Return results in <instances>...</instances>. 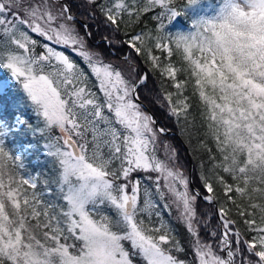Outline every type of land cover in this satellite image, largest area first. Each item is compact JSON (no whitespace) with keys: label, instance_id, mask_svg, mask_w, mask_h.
<instances>
[{"label":"snow or ice","instance_id":"6c2138e0","mask_svg":"<svg viewBox=\"0 0 264 264\" xmlns=\"http://www.w3.org/2000/svg\"><path fill=\"white\" fill-rule=\"evenodd\" d=\"M202 2L0 0V72L37 121L0 118V264H264V0L192 17ZM78 15L127 51L93 47ZM179 17L188 31L170 30ZM150 76L201 153L197 187L141 98ZM21 131L49 173L9 146Z\"/></svg>","mask_w":264,"mask_h":264},{"label":"trees","instance_id":"16d2710c","mask_svg":"<svg viewBox=\"0 0 264 264\" xmlns=\"http://www.w3.org/2000/svg\"><path fill=\"white\" fill-rule=\"evenodd\" d=\"M76 5H79L81 0H74ZM211 3H216V0H211ZM209 8V3L207 0H203L202 4L195 10H189V13L192 17H195L198 14L203 13V9ZM77 13L83 12L87 14V9L84 7H74L73 9ZM78 20L80 23H87L91 25L92 37L89 41L93 47L98 48L100 51L104 52L106 55L111 53L115 57H119L123 52L127 51V48L124 49H108L104 44L103 37L108 35V30L105 28L102 23V18H97L95 21L88 19L86 20L84 16L78 15ZM143 25H147L149 28L153 26V22L150 19V14L144 17ZM141 25V26H143ZM190 26V20L185 17H179L176 21H174L173 25L170 26V30L172 32L176 31H188ZM83 31V29H82ZM128 31H139V27L137 28H129ZM118 38H123V36H119ZM173 61H176L179 64L178 55H174L172 57ZM143 67V66H142ZM6 73V72H5ZM7 75V73H6ZM182 78V77H181ZM191 85H189V92H191ZM158 91V85L156 80L150 76L147 87L141 90V98L146 106V109L154 116V118L158 121L160 127H165L168 133H173L176 135L166 134L162 136V139H166L175 147L178 152V156L180 162L185 166L188 172L191 171L192 168V177L194 180V186H198V182H196V174H197V163L198 158L201 153H193L192 149L189 147L187 143V139L180 132L179 127L176 125L175 121L166 113V110L163 109L159 102L156 101L155 95ZM194 105L196 103L195 99L193 101ZM0 111L3 113L5 120L9 122H13L17 116H20L23 119L32 121L34 124L37 123L35 117L31 109L28 107L26 100L24 99L23 94L19 91L18 87L14 85L11 90L0 98ZM197 120L199 117L197 115ZM43 141L39 137V135H33L28 131L19 132L14 139L9 141V146L12 144L16 145L18 149L21 151V147L25 145H31L30 149L26 151H21L24 156V163L26 164L28 171L38 174H45L51 171V165L49 160L46 158L44 151L42 149ZM193 145H195V139L193 140ZM188 150V151H187ZM19 154V153H14ZM192 164V165H191ZM177 232L183 236L182 227L177 224L176 225Z\"/></svg>","mask_w":264,"mask_h":264},{"label":"rangeland","instance_id":"374dc122","mask_svg":"<svg viewBox=\"0 0 264 264\" xmlns=\"http://www.w3.org/2000/svg\"><path fill=\"white\" fill-rule=\"evenodd\" d=\"M202 14H204V12H203ZM207 14L211 15V11H209ZM0 79L8 81L9 84L11 85V87H9L8 89H6L3 93H0V98H1L3 95H6V94L11 90V88L15 85V83L9 80V78H8V74L6 75L5 72H0ZM17 117H20V116H17ZM0 118H3V119L5 118V117L3 116V113H2L1 111H0ZM20 118H21V117H20ZM22 119H23V118H22ZM13 122H14V121H13ZM27 146H28V145L22 146V147H21V151L24 152V151L30 149V148H28Z\"/></svg>","mask_w":264,"mask_h":264},{"label":"water","instance_id":"95a60500","mask_svg":"<svg viewBox=\"0 0 264 264\" xmlns=\"http://www.w3.org/2000/svg\"><path fill=\"white\" fill-rule=\"evenodd\" d=\"M157 123H158V121H157ZM158 126H159V124H158ZM174 135H176V134H174ZM188 151V150H187ZM193 187H194V184H193Z\"/></svg>","mask_w":264,"mask_h":264}]
</instances>
